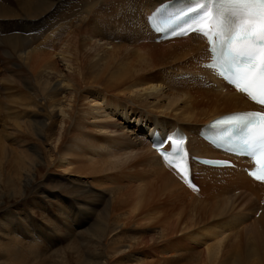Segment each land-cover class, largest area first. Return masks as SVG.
<instances>
[{
    "label": "bare ground",
    "instance_id": "1",
    "mask_svg": "<svg viewBox=\"0 0 264 264\" xmlns=\"http://www.w3.org/2000/svg\"><path fill=\"white\" fill-rule=\"evenodd\" d=\"M13 1L19 12L24 14L17 15L9 6L13 3L1 1L2 31L18 16L39 17L42 22L50 12H59L54 24L47 23L45 28L49 32L41 34L43 38L37 47L31 48L29 41L21 37L4 38L18 54L16 59L19 64L16 66L30 75L20 84L25 89L30 86L32 101L29 97L26 101L39 112H33L29 117L32 123L26 125L32 134L41 139V166L47 170L44 172L58 170L61 173L63 185L56 187H64L67 191H64L66 196L58 194L57 199H63L69 206L80 207L78 200L89 194L87 187L117 181L125 183L112 192L109 214L115 223L136 199L142 208H146L145 204L151 203L154 198L182 201L190 196L189 205L195 202L197 193L187 187L182 178L149 147L148 133L157 129L165 134L179 127L188 135L187 147L192 154L219 157L222 155L198 138L199 128L221 115L256 107L242 94L200 68V59L205 52L204 39L190 34L155 42L147 36L144 14L163 0L144 5L137 18L131 13L128 22L119 25L121 27L112 33L108 30L114 17L111 19L103 10L94 11L103 3L102 0H77L75 5L69 0ZM60 2L64 6L68 4L67 7L61 9ZM43 24L46 25V21ZM107 36L111 40H107ZM116 39L134 50L127 53L123 47H114ZM128 39L139 43L137 45ZM169 67L173 70L168 71ZM146 72L149 75L144 77ZM198 72L212 81V85L204 86L192 79L173 80L183 73L194 76ZM11 81L13 84L17 82ZM26 97L23 94L22 99ZM144 130L147 132L145 135ZM14 141L20 143L17 139ZM17 159L18 164L20 161H31L25 152H19ZM193 170L194 173L199 172L200 179L196 182L199 190L196 192L200 191V196L203 195V208L191 211L195 210L205 223L225 214L221 208L224 203L245 208L257 203L254 214L259 209L260 214H264V185L246 176L242 170L200 164H194ZM67 196H72V199ZM86 210L83 211L86 218L94 214V210ZM175 212L178 216L170 209L154 212L157 218H164L161 224L157 223L159 232L150 239L137 233L134 238L136 243L117 229L110 236L95 230L98 235L95 242L92 241L93 246L99 243L104 249L95 254L99 260L94 264H124L127 261L135 264H210L212 259L216 260L222 246L218 240V244L211 246L207 243L212 237H218L212 232L211 239L206 236L212 225L205 226L207 232L203 228V235H195L192 233L193 219L184 215V209L176 208ZM57 215L65 224L63 206L59 207ZM181 226L184 233L190 234L177 233ZM257 238L253 241L254 246L260 249L264 242L261 245L259 235ZM182 240L186 241L184 245ZM190 242L194 246L187 247ZM241 243H236L238 248H241ZM194 247L204 248L193 254L192 260L189 254ZM75 248L73 250L77 251ZM238 248H235L233 257L237 258L236 264H243L244 258L237 253ZM176 250L181 252H174ZM233 257L211 264H235Z\"/></svg>",
    "mask_w": 264,
    "mask_h": 264
},
{
    "label": "rangeland",
    "instance_id": "2",
    "mask_svg": "<svg viewBox=\"0 0 264 264\" xmlns=\"http://www.w3.org/2000/svg\"><path fill=\"white\" fill-rule=\"evenodd\" d=\"M1 1L13 3L9 6L17 15L24 14L19 12L16 5L14 6L13 0ZM104 1L102 0L101 2L103 3L98 5L94 11L100 12L103 10L105 15L107 13V16H110L111 19L114 17L113 21L110 20L108 30V33H112L116 28H120L128 22L131 13L136 18L139 17V11L144 8L143 6L151 4L155 0H108L109 5L107 0ZM111 1L114 3L112 2L111 4ZM76 2L77 0H69L70 4L74 3L73 5ZM117 2L120 5L122 4V7ZM133 3L135 4L133 5ZM67 5L64 6L60 2L59 6L63 9ZM109 6L111 8H108ZM123 9L126 14L129 12L127 16ZM62 11L60 13H63ZM53 13L54 11L43 17L42 22L39 21V17L30 19L18 16V19L11 20L8 23L12 24L4 28V32L0 28V264H94L99 260V257H95V254L98 251L103 252L104 249V246L97 242V245L93 246L92 241L95 242V238L98 235L97 232H104L110 236V233L117 229L118 232L133 238L132 242L134 243H136L134 238L137 233L145 234L150 239L159 232L157 223L161 224L164 221L163 217L157 218L154 212L170 209L178 216L175 212L176 208L184 209V215L193 219L192 226L194 228L192 233L195 235H203V228L205 229V226L208 228L212 225L206 236L211 239L212 232L217 234L218 237H212L207 243L211 246L218 244V240L221 242L220 245L222 247L221 252L217 254L218 258L216 260L212 259L210 264L233 257L235 248H238L236 243L239 241L242 242V246L238 248L237 253L244 258L243 262L245 263L243 264H264V217L262 216L264 214H260V209L254 214L257 203L251 208L242 206L231 207L229 203H224L221 208L225 211V214L205 223L195 210L191 211L193 208H203L201 202L203 195L201 194L200 196V191H195L197 195L194 196L195 202L191 205H189L188 199L190 196L188 198L185 197L182 201L154 198L151 203L145 204L146 208H142V205L136 199L128 208L126 207L127 209L124 208L126 211L125 215L120 217L118 223H115L111 218V213L109 214V206L113 200L112 192L125 183L119 184L117 181L113 184H93L92 188L87 187L86 189H90L87 192L89 194H87L88 196L85 195L84 199L78 200L80 207L69 206L63 199H57L58 194L65 195L64 191H67L64 187H61V189L56 187V185H63L61 175H59L61 173L58 170L44 172L47 170L45 166H41V162H43L41 161V153L43 151L41 139L32 134V130L28 129L26 125L27 123H32L31 118H29L31 114L39 112L35 111L33 104L30 103L28 105L26 101L28 97L30 102L32 101L33 96L30 86L25 89L20 84L21 80L25 81L30 75H27V72L23 71L21 67H17L19 62L16 59V55L18 54L13 51L11 43L4 39L7 36L13 38L21 37L23 40L29 41L31 48L37 47L41 41L40 39L43 38L41 34L46 32L48 34L49 32L45 27L48 24H54L57 20L59 12ZM122 18L125 20H122ZM45 21L46 25L43 24ZM114 23L116 24L115 26ZM119 25L121 26L119 27ZM109 38L111 40V37L107 36V40ZM129 40H132L133 43L136 42L133 39ZM138 43L139 41L136 42L137 45ZM113 45H115L114 47H123L127 50V53H131L134 50L117 39L114 40ZM123 55H126V53H123ZM167 70L172 71L173 67H169ZM148 75L149 73L146 72L144 77ZM11 80H16L18 83L15 81L16 84H13ZM170 91L175 93L173 90ZM23 94L27 95V97L22 99ZM132 125L133 123L130 124V127ZM145 133L147 132L144 130L143 135ZM14 135L16 137H13ZM14 139L19 140L20 143H17ZM19 152H25L31 157V161H20L18 164L17 157ZM196 178L195 182L199 181L198 172L196 173ZM104 185L107 186L105 187ZM68 198L71 200L72 196ZM225 204H227L226 207L223 206ZM60 206H63L65 210V224L61 222V218L57 215ZM82 208L84 210L87 209L86 211L94 210V214L86 218L83 215L84 210ZM181 218L185 217L181 216ZM108 229L111 230L109 231ZM205 230L207 232V229ZM177 233H184L182 226L179 227V232ZM184 234L187 236L190 232ZM258 235L259 240L261 239L259 243H263L260 249L256 248L253 242L258 240ZM181 243L184 245L186 241L182 240ZM154 244L152 243V245ZM177 244H180V242ZM192 245L193 243L190 242L187 247ZM74 247H77L75 248L77 251L73 250ZM203 248L194 247V249H191L189 258L193 260V254L196 255ZM92 249L94 250V255H92ZM174 252H181V250ZM232 259L234 261H230L236 264L237 258L233 257ZM146 261L148 262L149 260ZM124 264L135 263L127 261Z\"/></svg>",
    "mask_w": 264,
    "mask_h": 264
},
{
    "label": "snow or ice",
    "instance_id": "3",
    "mask_svg": "<svg viewBox=\"0 0 264 264\" xmlns=\"http://www.w3.org/2000/svg\"><path fill=\"white\" fill-rule=\"evenodd\" d=\"M179 19L187 28L182 25L178 34L184 35L188 28L202 33L207 38L210 52H216L235 77L236 89L264 105V0H189ZM208 127L215 140L238 143L257 166V171L249 174L257 181L264 180V114L233 115ZM183 140L173 134L153 147L187 180L184 173L190 155ZM165 144L173 146L175 161L169 158ZM204 163L227 166L230 162L205 160Z\"/></svg>",
    "mask_w": 264,
    "mask_h": 264
}]
</instances>
